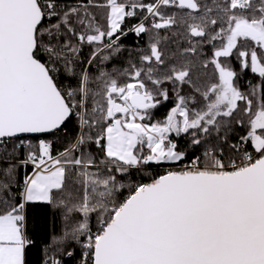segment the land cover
I'll use <instances>...</instances> for the list:
<instances>
[{"label": "snow or ice", "instance_id": "snow-or-ice-1", "mask_svg": "<svg viewBox=\"0 0 264 264\" xmlns=\"http://www.w3.org/2000/svg\"><path fill=\"white\" fill-rule=\"evenodd\" d=\"M37 204L62 219L41 264H264V0H0V264H31Z\"/></svg>", "mask_w": 264, "mask_h": 264}, {"label": "trees", "instance_id": "trees-1", "mask_svg": "<svg viewBox=\"0 0 264 264\" xmlns=\"http://www.w3.org/2000/svg\"><path fill=\"white\" fill-rule=\"evenodd\" d=\"M162 34L171 35L170 33L163 32ZM177 37H172V43L169 44V50L175 49L178 45L175 42ZM122 45L124 46V51L118 57L111 60L107 65H101L100 67L105 68L108 72H114V70H122L123 68L128 67L130 54L135 58L136 54L139 53L140 50H146L148 47V37H136L133 34H130L128 37L124 38L121 41ZM90 49L85 47L82 53V59L84 61L83 67H88L86 61L89 56ZM233 66L237 72L240 71L239 65L233 61ZM91 73L93 76L97 74L98 68L93 66L91 67ZM77 73H79L80 69H76ZM62 82L65 87H75L77 85V78L65 76L61 74ZM123 82V77L120 78ZM252 80L253 83L256 82V78L250 71H245L241 74L239 84L242 90L247 91V81ZM173 106V102L170 100L165 104L161 105L158 109L154 112V120L159 119L162 120L166 117L167 112ZM238 131H242L238 128ZM79 133V126L75 119L67 122V126L63 129L62 132L59 133L57 137H47L50 139L54 145L53 154H58L59 152L63 151L68 145L74 142L75 137ZM234 138V137H233ZM179 142L181 146H183L187 141L186 138H179ZM20 177L22 179L25 172L31 173V166L29 165L27 168H20ZM163 170L156 169L151 176H156L159 173H162ZM143 179L144 181H149L150 176L148 174L138 173L135 175L134 180L139 181ZM124 183L133 182L131 179L124 180ZM128 195V190H123V196ZM29 218H30V227L31 230L37 240V246L32 248L28 253V258L31 264H41V261L45 255L44 252V243H46L53 232H59L62 227V219L59 210L55 209L51 205L46 204H37L33 205L29 208ZM95 224V221L92 222ZM76 255L73 257H65L66 264H78V253L79 250L74 249Z\"/></svg>", "mask_w": 264, "mask_h": 264}, {"label": "built area", "instance_id": "built-area-1", "mask_svg": "<svg viewBox=\"0 0 264 264\" xmlns=\"http://www.w3.org/2000/svg\"><path fill=\"white\" fill-rule=\"evenodd\" d=\"M161 170H163V171H164V169H161Z\"/></svg>", "mask_w": 264, "mask_h": 264}]
</instances>
